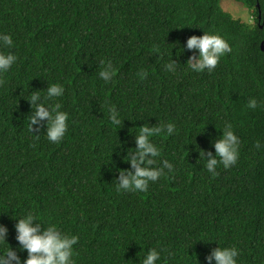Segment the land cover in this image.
Here are the masks:
<instances>
[{
    "label": "trees",
    "instance_id": "1",
    "mask_svg": "<svg viewBox=\"0 0 264 264\" xmlns=\"http://www.w3.org/2000/svg\"><path fill=\"white\" fill-rule=\"evenodd\" d=\"M221 1L0 0V33L13 39L0 51L18 57L0 74V224L13 250L14 217L30 211L78 236L75 264H140L157 245L166 250L159 264H205L219 245L235 246L238 264H264V0H234L253 24ZM204 31L232 52L211 73H194L184 45ZM171 54L175 74L163 67ZM101 60L116 69L109 84L98 76ZM53 83L65 89L55 102L69 116L59 143L43 128L33 137L27 120L26 99ZM109 106L120 111V127ZM225 122L241 141L239 159L213 177L200 151L215 154ZM158 123L176 126L150 138L173 171L147 192L118 193L113 180L130 167L122 157L134 133Z\"/></svg>",
    "mask_w": 264,
    "mask_h": 264
},
{
    "label": "clouds",
    "instance_id": "2",
    "mask_svg": "<svg viewBox=\"0 0 264 264\" xmlns=\"http://www.w3.org/2000/svg\"><path fill=\"white\" fill-rule=\"evenodd\" d=\"M13 46L12 36L0 33V49ZM184 48L193 54L188 58V68L194 73H211L220 62V59L232 52L230 44L220 35L208 34L204 31L202 36H191L186 40ZM184 51L182 49L181 53ZM18 57L11 51H0V74L7 73L17 62ZM102 70L98 76L105 84L112 82L116 69L108 60H101ZM179 64L172 59H167L163 67L167 72L176 73ZM3 83V81H0ZM65 89L59 84H48L44 96L39 91H34L26 99L31 105V114L27 117L28 129L33 137L40 138L42 128L44 136L50 143H59L65 137L68 128V113L61 110V104L55 102L64 95ZM247 107L256 109L258 101L250 98ZM108 118L113 126L122 124L121 113L115 106L108 107ZM134 133L135 147L130 148L122 157L130 165L128 169H117L118 176L113 180L118 193L147 192L149 185L173 171V164L168 160L159 159L161 150L150 139L161 133L167 136L175 134L174 123H158L156 126L144 124ZM222 135L212 142V151H200V157L206 160L204 168L213 177L216 176L218 166L229 169L237 164L241 141L234 133L231 123L225 122ZM256 147H260L257 142ZM200 159V160H201ZM15 239L18 250H13L7 241L9 230L0 224V245H5L0 250V264H75L74 246L78 243V236L62 232L55 224L37 220L32 212L15 218ZM19 252H26L27 257L21 259ZM166 250L159 245L147 250L140 264H159L162 253ZM168 255H171L169 252ZM239 251L235 246L215 248L205 257V264H238Z\"/></svg>",
    "mask_w": 264,
    "mask_h": 264
},
{
    "label": "rangeland",
    "instance_id": "3",
    "mask_svg": "<svg viewBox=\"0 0 264 264\" xmlns=\"http://www.w3.org/2000/svg\"><path fill=\"white\" fill-rule=\"evenodd\" d=\"M221 7L235 19H241L248 24L254 23L252 11L234 0H222Z\"/></svg>",
    "mask_w": 264,
    "mask_h": 264
},
{
    "label": "water",
    "instance_id": "4",
    "mask_svg": "<svg viewBox=\"0 0 264 264\" xmlns=\"http://www.w3.org/2000/svg\"><path fill=\"white\" fill-rule=\"evenodd\" d=\"M259 7V5H257ZM262 50L264 51V44H262Z\"/></svg>",
    "mask_w": 264,
    "mask_h": 264
}]
</instances>
